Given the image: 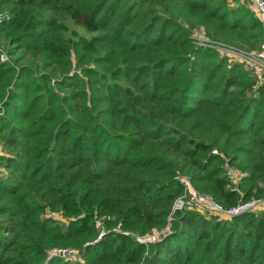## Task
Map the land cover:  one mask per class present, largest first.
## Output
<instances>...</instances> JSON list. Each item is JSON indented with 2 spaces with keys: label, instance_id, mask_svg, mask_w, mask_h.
<instances>
[{
  "label": "trees",
  "instance_id": "1",
  "mask_svg": "<svg viewBox=\"0 0 264 264\" xmlns=\"http://www.w3.org/2000/svg\"><path fill=\"white\" fill-rule=\"evenodd\" d=\"M196 29L245 56L264 38L226 0H0V264H264L263 209L173 210L181 177L223 210L264 199V83Z\"/></svg>",
  "mask_w": 264,
  "mask_h": 264
},
{
  "label": "rangeland",
  "instance_id": "2",
  "mask_svg": "<svg viewBox=\"0 0 264 264\" xmlns=\"http://www.w3.org/2000/svg\"><path fill=\"white\" fill-rule=\"evenodd\" d=\"M226 3L231 6V7H235V6H238L240 3L241 4H247L248 7L255 13V10H254V7L253 5L250 3V2H241L239 0H226ZM77 28V27H76ZM185 28L187 29V27L185 26ZM79 33L82 34V35H85L87 34L86 31L83 29V28H77ZM261 39L263 38V33L261 35ZM192 37L195 39V41L197 42L198 39H205V35H204V31L203 29H196V30H193L192 31ZM261 45V44H260ZM224 48V47H223ZM223 48H221L222 50H218L217 52L220 54L219 57L221 58H226L228 60H231L232 62H238V63H242L244 68L250 72V74L252 76H255L257 78L258 75L254 74V70L258 69L259 73L262 72L260 71L259 68H257V65L255 63H253L251 60L255 57V54L256 52H250L249 55L245 56V55H242L238 52V50L236 48H233L230 46V48H225L226 50H224ZM224 50V51H223ZM6 55V57H8V55L6 53H4ZM251 55V56H250ZM238 57V58H237ZM251 57V58H249ZM9 59V58H8ZM246 60V61H245ZM251 63V68L250 66L248 65L247 66V63ZM255 68V69H254ZM263 70V69H261ZM264 72V71H263ZM262 72V74H263ZM264 74L260 76V79L257 78V81L260 83H264ZM2 135H0V159H3V158H13L15 157V152L13 149L9 148L8 146L5 145V142L2 141ZM226 168H229L227 165H226ZM8 174V169L6 167V162L5 161H0V175L1 176H5ZM228 174H229V178L232 182V184L234 186H237V184L240 182L243 174H241L240 172H238L237 170L235 169H228ZM179 182L183 185L184 187V193L187 194V195H183L181 197H179L175 204H174V208L173 210H176V209H180L182 208V206H176V205H185L186 204V200L188 199H184L185 197L189 196V202H197L199 203L198 199H193L191 197L192 195V192H197L193 186L191 185V183L186 180L185 178H179ZM194 189V190H193ZM200 197L202 198H206L208 200H210V198L208 196H204V195H200ZM211 201V200H210ZM257 202V201H264V199H253V200H250V201H247V202ZM214 203V202H213ZM242 203H246V202H242ZM190 204V203H189ZM188 204V205H189ZM215 204V203H214ZM240 204V203H239ZM217 205V204H215ZM197 208L200 210V211H203L204 209H208V211H212V213H219L221 214L222 216H225L224 214L218 212L217 210H215V206L214 205H208L207 202H202L201 205L200 204H197ZM218 206V205H217ZM201 207V208H200ZM220 207V206H219ZM221 208V207H220ZM233 208V207H232ZM222 209V208H221ZM231 209V208H230ZM257 209H263L264 210V204L262 206H260V204L254 209V210H257ZM223 210V209H222ZM229 210V209H228ZM228 210H224V211H228ZM253 210V211H254ZM47 217H52V218H55L57 221H59L60 223H66L68 221H66L65 219H63L61 216L55 214V213H51V214H48L46 215ZM227 217V216H225ZM228 218V217H227ZM5 219V217H4ZM0 220H2V217H0ZM112 232H115L117 234H122V235H133L132 233H129V232H122L118 229H113ZM163 233L165 232L166 233V230H163L162 231ZM160 233L161 232H157V231H153L151 234L149 235H145V236H137L135 237L140 243H154V242H157V241H160ZM103 234L102 232L98 235V239L99 236ZM104 235V234H103ZM55 249L51 250L50 252L52 253ZM57 250H62V251H65V253H62L63 255H70L71 257L70 258H63L64 256L61 257V260H66V259H69V261H80L82 263V257L84 256V252L83 251H77L75 249H71V248H68V249H60L58 248ZM67 256V255H66ZM51 257H49L50 259ZM48 263V262H47ZM71 263V262H70Z\"/></svg>",
  "mask_w": 264,
  "mask_h": 264
},
{
  "label": "built area",
  "instance_id": "3",
  "mask_svg": "<svg viewBox=\"0 0 264 264\" xmlns=\"http://www.w3.org/2000/svg\"><path fill=\"white\" fill-rule=\"evenodd\" d=\"M239 1H241V2H250L253 5L256 17L261 22V24L263 26V31H264V0H239ZM204 42H206V44H204ZM197 45L202 46V47H208V48H211V49H215L216 51L222 50L221 48H223V47L216 46L212 42L206 41L205 39H198L197 40ZM223 49L226 50L225 48H223ZM249 58H251V57H249ZM0 60L2 62H6L8 60V57H6L5 54H2L0 56ZM251 61L257 65V68L263 69V70L260 69V71H262V72L264 71V38H263V41H262V43L260 45L259 51L255 54V57ZM248 65L250 66V68L252 67L251 63H249V62L247 63V66ZM262 72L259 73L258 69L254 70V74L258 75L257 76L258 79H260V76L264 74V72H263V74H262ZM212 153L216 154L217 152L213 151ZM191 197L193 199H198L199 204H201L202 202H207L208 205H214L215 208H216L215 210H217L218 212L224 214L228 218H233V217L242 215L244 213L251 212L259 204H260V206H262L264 204V201H257V202L253 201V202L240 203V204L236 205L235 207L229 209L228 211H224L219 206L215 205L212 201H210V200H208L206 198L200 197L197 192H192ZM176 206H183V205H179L178 204ZM102 236H103V234H101L99 236V238H101ZM62 253H65V251L55 249L50 254V257L51 258H56V257H60L61 258L62 256H64L63 258H65V257L66 258H70L71 257L68 254H66L67 255L66 256V255H63Z\"/></svg>",
  "mask_w": 264,
  "mask_h": 264
}]
</instances>
